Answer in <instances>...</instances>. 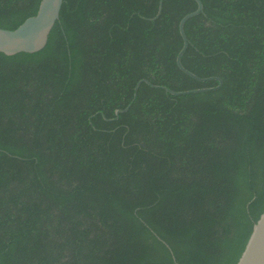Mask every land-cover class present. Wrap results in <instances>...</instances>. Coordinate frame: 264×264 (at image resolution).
<instances>
[{
  "label": "trees",
  "instance_id": "1",
  "mask_svg": "<svg viewBox=\"0 0 264 264\" xmlns=\"http://www.w3.org/2000/svg\"><path fill=\"white\" fill-rule=\"evenodd\" d=\"M202 3L180 60L211 89H166L218 82L176 62L195 0H63L44 47L0 52V264H235L264 210V0Z\"/></svg>",
  "mask_w": 264,
  "mask_h": 264
},
{
  "label": "water",
  "instance_id": "2",
  "mask_svg": "<svg viewBox=\"0 0 264 264\" xmlns=\"http://www.w3.org/2000/svg\"><path fill=\"white\" fill-rule=\"evenodd\" d=\"M195 1L196 7L182 15L178 22L179 31L182 37V45L177 52L176 62L183 71L197 79L204 80L216 78L218 82L213 86L197 87L184 90H173L166 87L167 90L176 94L211 89L219 87L222 84V78L220 76H198L184 67L180 60L181 54L188 43L183 26L184 21L188 17L202 11L203 9L202 0ZM62 2L63 0H39L36 12L25 17L24 20L16 27L6 28L0 26V52H4L6 54H13L20 51L34 52L44 47L51 28L59 18ZM141 80L143 79H139L135 84L134 94L136 93L137 86ZM128 106L129 104L124 108H117L115 112L118 113L120 110H124ZM235 264H264V210L254 222L245 246Z\"/></svg>",
  "mask_w": 264,
  "mask_h": 264
},
{
  "label": "clouds",
  "instance_id": "3",
  "mask_svg": "<svg viewBox=\"0 0 264 264\" xmlns=\"http://www.w3.org/2000/svg\"><path fill=\"white\" fill-rule=\"evenodd\" d=\"M247 196L254 198L255 197V193L251 192V191H246Z\"/></svg>",
  "mask_w": 264,
  "mask_h": 264
}]
</instances>
